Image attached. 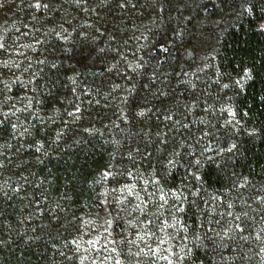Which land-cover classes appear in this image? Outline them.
Masks as SVG:
<instances>
[{
	"label": "trees",
	"instance_id": "1",
	"mask_svg": "<svg viewBox=\"0 0 264 264\" xmlns=\"http://www.w3.org/2000/svg\"><path fill=\"white\" fill-rule=\"evenodd\" d=\"M262 23L264 0H0V264H264Z\"/></svg>",
	"mask_w": 264,
	"mask_h": 264
},
{
	"label": "rangeland",
	"instance_id": "2",
	"mask_svg": "<svg viewBox=\"0 0 264 264\" xmlns=\"http://www.w3.org/2000/svg\"><path fill=\"white\" fill-rule=\"evenodd\" d=\"M261 29L264 31V23L261 24ZM85 63H86V60L82 54L73 53L72 54V64H73L72 71H73V74L74 75L78 74L81 70V67L83 65H85ZM105 203H106V201H105ZM109 219H111V218L109 217V218L102 220V227H101V225L99 227H97V231H99V233L97 234L98 236H95L93 239L94 243L98 242V240L100 241L98 249H99V251H101V256L103 259L106 256H110L112 254H113L112 257L116 258V253H117L115 251V249H113L112 241L110 239L106 240L105 236H102V234H101V232H104L105 230L108 231L109 228L112 226V224L109 222ZM114 225L117 227L120 226L118 223H116ZM109 231L112 232V230H109Z\"/></svg>",
	"mask_w": 264,
	"mask_h": 264
}]
</instances>
